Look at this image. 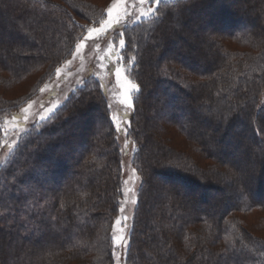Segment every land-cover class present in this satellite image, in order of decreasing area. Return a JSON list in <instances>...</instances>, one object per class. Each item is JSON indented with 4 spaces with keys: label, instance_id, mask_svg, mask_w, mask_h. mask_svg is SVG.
Returning a JSON list of instances; mask_svg holds the SVG:
<instances>
[{
    "label": "trees",
    "instance_id": "trees-1",
    "mask_svg": "<svg viewBox=\"0 0 264 264\" xmlns=\"http://www.w3.org/2000/svg\"><path fill=\"white\" fill-rule=\"evenodd\" d=\"M228 1L161 3L158 19L123 29L127 47L120 62L140 87L126 130L140 185L123 264H264V238L253 231L260 232L257 223L246 220L264 214V191L241 179L250 173L248 160L217 146L242 145L259 154L251 160L259 181L264 0H238L231 10ZM216 3L219 31L198 21V11ZM240 3L247 4V19L237 15ZM100 4L0 0V139L5 119L39 94L88 25L104 16ZM30 122L0 163V264H112L122 158L99 81L87 77L47 119ZM236 126L247 128L245 143L219 133ZM155 177L181 186H167L163 195ZM209 182L223 185L224 204L201 209L194 195L181 197L183 185L204 192Z\"/></svg>",
    "mask_w": 264,
    "mask_h": 264
},
{
    "label": "rangeland",
    "instance_id": "rangeland-1",
    "mask_svg": "<svg viewBox=\"0 0 264 264\" xmlns=\"http://www.w3.org/2000/svg\"><path fill=\"white\" fill-rule=\"evenodd\" d=\"M238 0H229L227 5L229 10L235 7ZM101 7H105L104 9V16L101 18V20L97 23H90L83 34L80 35L78 40L75 43L74 50L71 53L69 57L63 60V62L60 63L58 67H56L50 74L49 77L52 76L50 80L49 77L42 85V89L39 92V94L28 101L25 105L19 108V111H16L12 118L9 116L4 121V129L3 134L0 139V163L3 161V159L6 157V155L9 152V147L13 146L14 142L16 143L17 140H14L13 137L18 134V132H22L24 125L27 122H30L32 120H36V122L41 121V116H50L60 105L61 103L77 88L80 87L83 83V81L87 77H93L97 81H99L105 98L108 102V105L111 104V110L110 115L111 117H115V121L111 118L112 122L115 125L116 133L118 142L121 146V165H122V189H121V200H120V206L118 215L115 217L112 231H111V238H112V257H113V263L112 264H123L124 256L127 250L128 246V237L130 232V223L131 218L133 215V212L135 210L136 202H137V191L138 187L140 185V179L135 173L133 172V168L131 165V156L133 152V146L130 140L126 136V130L129 125V118L130 114L132 112V108L126 107L120 103V100L124 96V89L121 87V84H123L126 80H130L127 75H125V68L122 66L120 62V46H119V39L117 36L118 33L109 32L108 34H101L97 36L96 33L92 34V37L88 36L87 29L88 28H100L101 22L103 20L108 19V16L106 14V10L108 7H112V17L119 18L120 25L122 26L124 22L127 20L128 24L133 23L135 20V17L139 15L140 11V5L138 4V0H100ZM108 3V4H107ZM241 4V3H240ZM107 5V6H106ZM219 3H216V7H212V9H209L208 7L205 10L198 11V19L195 18L194 20H198L199 22H210L213 23L216 27L213 31H219L221 19L220 16L217 15V6ZM246 3L241 4L242 11L239 12L237 15L242 18V20L245 18L247 19L249 14L246 9ZM251 8V5L248 3ZM147 7V5L143 6ZM245 7V8H244ZM211 10V11H210ZM125 12L128 13V15L125 14ZM209 12H212L214 16L211 18L206 16ZM202 14V15H201ZM206 14V15H205ZM204 15V16H203ZM236 15V16H237ZM196 20V21H197ZM233 21L235 19L233 18ZM179 23V20H176V23ZM207 25L206 31H211L212 29L208 27ZM176 29L180 30V24L179 27H175ZM195 27L193 26V29ZM195 31L194 35H199L197 30ZM204 33V41L208 40V36L206 37ZM35 45L38 46V41L33 42ZM77 45H81V47L78 49ZM197 46V45H193ZM199 46V45H198ZM201 49L202 47L199 46ZM3 50V49H1ZM115 50L118 55L117 56H110V53ZM162 51V48L159 46L156 49L157 53H160ZM2 52H0L1 54ZM5 55L8 57L10 56V53L5 52ZM13 59L12 61L20 65V58H18L17 53H13L12 51ZM119 59V63H117V60ZM109 68H112V72H109ZM115 68L120 69V84L117 83V77L115 76ZM57 69H59V72H57ZM48 81V82H47ZM132 82V81H131ZM134 93L131 95L133 96ZM260 104H264V90L261 93V96L259 98ZM49 108H52L53 111L49 113L47 110ZM27 109L25 112L24 110ZM127 113L125 116L124 114ZM200 114V112H199ZM202 114V113H201ZM121 117H123L124 124L122 126V129L120 131H117L116 124L120 123ZM97 118V117H96ZM97 120V119H96ZM206 120V119H205ZM32 123V122H30ZM203 123V121H202ZM93 127V126H92ZM220 134H224L223 139L226 141V137L228 136H234L235 139L238 140H245L248 139V131L247 128L243 126H236L233 129H221ZM227 133V134H226ZM209 136L214 137L218 136L219 134L215 132V134H209ZM222 136V135H221ZM228 142V141H227ZM229 143V142H228ZM245 143V142H243ZM127 145V146H126ZM217 146L221 148L226 149L225 153H228L226 155L232 156L235 159H241V160H248L249 162V168L250 173H247L246 175H242L241 179H247V182H249L252 186V189L254 191L256 190H263L264 191V172L259 177H256L255 174L258 171V167L256 165L251 164V160L254 159V157L259 156V154L251 153L248 150H244L243 146L240 147L236 144H233L230 148L223 143H217ZM224 152V151H223ZM239 157V158H238ZM262 162H264V158L261 159ZM123 162V164H122ZM256 170V171H255ZM250 174V176H249ZM255 176V177H253ZM156 178V177H155ZM159 182V185L157 187V190L160 191V193L166 191L167 186L170 185H177L181 186L178 182L173 180H166V179H159L156 178ZM176 186V187H177ZM217 191H215V188ZM183 188V189H182ZM181 190L183 193L181 194L182 198H187L188 196H195L196 199V205L201 208H208L211 204H224L223 203V196L225 195L223 192V185L220 184H213L211 182L207 183V186L205 187V191H201V187L199 186H191L186 187L183 185ZM202 192V193H201ZM163 194V193H162ZM164 195V194H163ZM204 195V196H203ZM205 198V199H204ZM121 209H123L121 211ZM261 219H264V214L261 212H254L253 215H250L249 217H246V220L251 223L252 221H255L257 223V229H260V232H255V235L258 237L264 238V229L262 227L263 221ZM120 221L117 223V221ZM123 239H117L114 240L113 237Z\"/></svg>",
    "mask_w": 264,
    "mask_h": 264
},
{
    "label": "snow or ice",
    "instance_id": "snow-or-ice-1",
    "mask_svg": "<svg viewBox=\"0 0 264 264\" xmlns=\"http://www.w3.org/2000/svg\"><path fill=\"white\" fill-rule=\"evenodd\" d=\"M179 4L180 0H138V4L141 6L140 7V11H139V15H137L135 17V20L133 21V23H140L143 20H147L153 17H156L157 19L159 18L157 16V12H158V6L161 4ZM147 5V7H143ZM112 11L113 8L112 7H108L106 10V14L108 16V19L103 20L101 22V27L100 28H88L87 29V33L89 37H92L93 33H96L97 36L101 35V34H108L109 32H114V33H118L119 36L121 37L119 39V46L121 49H125L127 47V45L125 44V40L123 39V35H124V31L123 29H126L129 24L128 21L126 20L124 22V24L122 26L120 25V20L119 18H115V23H114V18L112 17ZM126 15H128L127 12H125ZM81 47V45H77V48L79 49ZM118 53L113 50L110 53V56H117ZM121 59L123 58L122 56L120 57ZM133 62L135 61L136 57L132 56L130 58ZM117 63H119V59L117 60ZM127 68H125V75H127ZM57 72H59V69H57ZM109 72H112V68H109ZM115 76L117 77V83L120 84V69L119 68H115ZM101 87H103V85H101ZM121 87L124 89V96L123 98L120 100V103L126 107L129 108H133L134 109V103L132 100V93H139L140 92V87L138 84L131 82V80H126L123 84H121ZM111 104L108 105L109 110H111ZM25 112L27 111V109L24 110ZM49 113H51L53 111L52 108H49L47 110ZM125 116L127 115V113L124 114ZM48 117L46 116H41L40 119L41 120H45ZM114 121H115V117H111ZM14 119H16L14 117ZM222 119H228L227 117H223ZM124 124V120L123 117H121L120 123L116 124V128L117 131H120L122 129V126ZM127 146V145H126ZM123 164V162H122ZM135 171V169H133V172ZM123 209H121L122 211ZM120 221L118 220L117 223H119ZM114 240L117 239H123L122 237L117 238V237H113Z\"/></svg>",
    "mask_w": 264,
    "mask_h": 264
}]
</instances>
